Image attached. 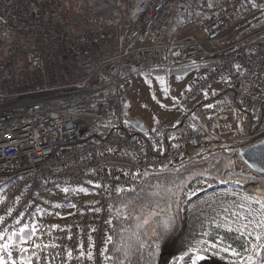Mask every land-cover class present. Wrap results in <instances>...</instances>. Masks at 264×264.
<instances>
[{
    "label": "built area",
    "instance_id": "built-area-1",
    "mask_svg": "<svg viewBox=\"0 0 264 264\" xmlns=\"http://www.w3.org/2000/svg\"><path fill=\"white\" fill-rule=\"evenodd\" d=\"M65 1L0 0V244L10 245L16 264L23 255L31 264H106L116 189L264 139V127L242 133L238 114L240 106L255 125L264 103V27L244 34L257 15L244 0H184L177 28L179 0H129L107 26L81 31L59 24L55 13ZM191 26L197 29L182 32ZM75 58L91 70L72 75L68 61ZM183 66L193 82L181 97L168 89L172 108L157 112L144 138L129 132L128 118L126 131L105 130L119 113L111 91L122 96L131 75L125 69L159 71L169 82ZM223 90L238 106L214 99ZM197 104L206 121L195 116ZM179 119L188 126L164 139ZM92 133L103 138H88ZM234 171L224 172L229 188L242 180ZM20 229H30L31 239L7 240Z\"/></svg>",
    "mask_w": 264,
    "mask_h": 264
},
{
    "label": "trees",
    "instance_id": "trees-1",
    "mask_svg": "<svg viewBox=\"0 0 264 264\" xmlns=\"http://www.w3.org/2000/svg\"><path fill=\"white\" fill-rule=\"evenodd\" d=\"M63 5L55 13L59 24L64 25L65 28L81 31L82 29L74 28L75 21L70 20L67 23L60 18ZM94 13L105 15L106 20L108 17H113L114 0H100L94 12L86 14ZM183 15L184 12L176 17V28L180 25ZM100 24L98 22L97 25L89 27H99ZM68 65L74 76L81 77L91 70L87 62L78 58L68 61ZM188 69L190 70V67ZM127 71L131 74L130 77L141 73ZM111 95L118 100L119 113L112 121L115 126L108 123L105 125V130L126 131L124 120L131 116L128 115L126 108L121 107L122 97L118 96V88L111 91ZM214 99L237 105L235 96L230 90L218 91ZM200 107V104L194 107L195 116L201 121H206ZM238 114L242 133L247 134L264 127V103L258 111L255 125L250 124L247 112L240 106H238ZM143 123L148 129L155 121L151 124L144 120ZM187 126L186 121L179 119L170 128L165 129L162 137L165 139ZM129 132L143 138L146 134L137 133L130 125ZM88 138L101 139L103 134L92 133ZM238 165L241 167L242 161L237 155V150H219L206 153L178 167L148 174L138 185L117 191L109 200L104 255L112 259H105L106 264H158L161 254L167 255L164 264H192L197 254H208L230 264H239L232 250L239 253L238 256H247L250 252L246 249H251L253 245H264V241L260 243L256 240L258 234H252L251 229L256 225L248 219V216L245 217L236 210L222 209L221 204L219 205L221 209L210 210L207 217L198 216L195 207L187 211L186 216L182 213L185 199L191 193L209 183H217L216 189L224 188L221 180L223 173L227 169L238 170ZM30 235V229H25L13 236L12 240L8 239L12 236L9 235L7 240L19 244L21 236L27 239ZM109 236L112 237L110 242L107 240ZM226 247L229 248L227 252L223 250ZM203 249L207 250L203 251ZM261 258H264V249L261 250L260 257H256L257 262ZM23 261H26L24 255ZM242 264H247V261Z\"/></svg>",
    "mask_w": 264,
    "mask_h": 264
},
{
    "label": "rangeland",
    "instance_id": "rangeland-1",
    "mask_svg": "<svg viewBox=\"0 0 264 264\" xmlns=\"http://www.w3.org/2000/svg\"><path fill=\"white\" fill-rule=\"evenodd\" d=\"M118 1L120 2V5H118ZM65 2L62 12L60 13V18L67 23H69L70 20L75 21L73 22L74 28H79L82 30L89 26L97 25L98 22L101 23V26H107L109 23L108 19H115L119 14V9H122V11L125 12L130 4L129 0H114L115 15L113 14V17H108L106 20L104 17L105 15L100 16L96 13L93 15L86 14L87 12H94L95 7H98L100 0H66ZM183 2L184 0H179L180 4L178 2L176 3L177 6L175 5L174 12L175 18L178 16V14L180 15L183 12ZM253 9L257 14L256 18L250 23L248 27L245 28L244 34L251 33L258 27L264 26V18L260 16L262 15L260 10L262 11L264 9L259 8L258 6L256 8L253 7ZM188 68V66H183L182 68H176L173 70L171 72V79L169 82L165 80L163 73L159 71L138 73L132 75L128 79L123 80L121 85V107L127 109L126 111H128L129 116L143 119L146 122L152 124L156 119L157 112L169 110L171 108L168 89L170 87H174L175 95L179 97V95L187 90L188 86L193 82L194 78L192 75V69L190 68L189 70ZM219 150L216 151L218 152ZM203 155H206V153L198 157ZM238 166V170H235L234 172L245 175L253 174L258 178V180H264V175L256 174L250 171L243 163L241 167L240 165ZM227 170H225V173ZM225 173H223L221 177L222 182L224 180L223 177ZM243 181L241 180L238 183L239 185H235L234 188H229L228 185L223 184L224 188L216 189L217 183H209V185L200 187L198 189L199 192L198 190L194 191L185 199V202L182 206V213L184 214L183 216H186V212L190 210L189 207H195L198 216L207 217L210 213V210L221 209V207H219L221 204L223 206L222 209L236 210L245 217L248 216V219L255 225L264 221L263 195L251 191L249 189L248 182ZM251 232L254 235H260V243L264 241V227L256 226L255 228L251 229ZM199 255L204 257V259L197 261L199 264H230L225 261H221L212 255ZM247 256H237L236 260L239 264H242L243 262L247 261ZM166 258L167 255L164 254L159 264H164Z\"/></svg>",
    "mask_w": 264,
    "mask_h": 264
},
{
    "label": "snow or ice",
    "instance_id": "snow-or-ice-1",
    "mask_svg": "<svg viewBox=\"0 0 264 264\" xmlns=\"http://www.w3.org/2000/svg\"><path fill=\"white\" fill-rule=\"evenodd\" d=\"M253 7H257L255 3L252 5ZM97 187H100V185H97ZM65 192L68 191L67 188L64 189ZM116 191H124L122 188L116 189ZM75 205H73L74 207ZM9 214H11V210H9ZM4 221V217H0V222ZM19 223V221H17ZM257 227H264V221L258 223L256 225ZM247 227V225H245ZM21 232L24 231V229H20ZM35 232V228L33 229V233ZM16 234L13 233L12 236H9L8 239L12 240L13 236ZM4 238V233H0V239ZM31 239V237H29ZM90 239V238H89ZM112 239L111 236L107 237L108 242H110ZM261 239L260 235L256 236V240L259 241ZM20 242L21 244L26 243L25 239L23 236L20 237ZM10 245L9 244H0V252L6 253L5 255H0V264H16V260L13 258L12 252L8 251ZM36 247H40L39 245H36ZM215 247V245H213ZM264 249V245H253L251 249H246V251H249L250 254L247 256V264H264V258H261L259 262H257L256 257H260L261 250ZM207 249H203V251H206ZM225 252L229 251V248H224L223 249ZM21 251L27 252V248H22ZM198 252L201 250H197ZM232 254L235 256H238L239 253H237L235 250H232ZM69 256H71V253H68ZM87 259L91 260L93 259L92 253L88 252L87 253ZM106 260L112 259L110 256H105ZM204 259L202 255H195V258L192 260V264H197V261ZM22 264H31V258L29 260L23 261Z\"/></svg>",
    "mask_w": 264,
    "mask_h": 264
},
{
    "label": "water",
    "instance_id": "water-1",
    "mask_svg": "<svg viewBox=\"0 0 264 264\" xmlns=\"http://www.w3.org/2000/svg\"><path fill=\"white\" fill-rule=\"evenodd\" d=\"M127 71V69H125ZM130 127L139 134L147 133V127L139 118H129ZM242 163L252 172L264 175V139L237 152ZM223 184V182H222ZM164 254L159 257V263ZM158 263V264H159Z\"/></svg>",
    "mask_w": 264,
    "mask_h": 264
},
{
    "label": "bare ground",
    "instance_id": "bare-ground-1",
    "mask_svg": "<svg viewBox=\"0 0 264 264\" xmlns=\"http://www.w3.org/2000/svg\"><path fill=\"white\" fill-rule=\"evenodd\" d=\"M242 180L247 181L249 184V189L256 192L264 197V180L255 179L249 175H242ZM243 181V182H244Z\"/></svg>",
    "mask_w": 264,
    "mask_h": 264
},
{
    "label": "crops",
    "instance_id": "crops-1",
    "mask_svg": "<svg viewBox=\"0 0 264 264\" xmlns=\"http://www.w3.org/2000/svg\"><path fill=\"white\" fill-rule=\"evenodd\" d=\"M251 8H253V3H255L259 8H262V9H264V0H244ZM254 8H256V7H254ZM260 13H262V15H260V16H262V18H264V10H260ZM261 19V18H260ZM264 20V19H263ZM197 29V26H191V27H189V28H187V29H185V30H183L182 32L183 33H188V32H192V31H194V30H196ZM183 69H185V68H183ZM185 74H186V72H185ZM184 74V75H185ZM183 76V75H182ZM186 91L187 90H185L183 93H181L180 95H179V97H181L182 95H184L185 93H186ZM142 121H144L143 119H141Z\"/></svg>",
    "mask_w": 264,
    "mask_h": 264
}]
</instances>
